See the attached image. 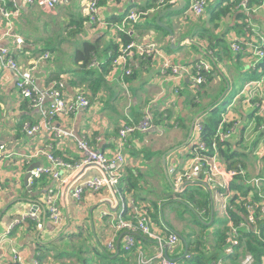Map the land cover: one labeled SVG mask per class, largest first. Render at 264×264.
Listing matches in <instances>:
<instances>
[{"label": "crops", "instance_id": "crops-1", "mask_svg": "<svg viewBox=\"0 0 264 264\" xmlns=\"http://www.w3.org/2000/svg\"><path fill=\"white\" fill-rule=\"evenodd\" d=\"M89 1L80 0L78 6V0H64L52 12L37 5L19 4V14L11 21L13 35L22 40L20 45H16L14 37L4 35L6 21L0 17V46L10 50L21 68L30 67L44 53H49L48 60L41 61L34 70L33 77L39 89L61 81L65 98L71 99L81 93L90 103L87 109L52 121L53 127L70 131L72 138L56 139L45 129L29 136L23 127L38 123L40 112L18 96L15 75L0 67V146L5 147L0 156V264H15L16 257L23 264H34L38 245L57 242L65 248L60 241L61 236L76 234L82 228L89 229L94 240H98V246H105L114 237L110 217H118L122 213L123 217H127L133 205L145 208L154 231L162 236L168 231L174 232L180 237V226L178 233L163 218L166 204L173 201L174 204L190 207L187 196L193 194L196 200H200L204 193L206 205L202 212L197 210L202 217L199 221L200 234L192 231L186 237L182 236L183 243L176 245L173 256L170 257L167 252V256L177 264H188L182 261L187 252L186 244H198V254L206 255L204 247H210L209 252L215 248V232L224 228V221L228 219L223 210L224 188L219 178L212 186L195 180L184 183L177 190L173 188L175 177L191 166L192 149L199 141V135L193 131L190 134L193 123L205 119L204 113L208 109L219 108L230 101L223 112L228 120H238L239 127L236 135L217 148L216 161L224 169H228L229 164L230 169H240L247 181L264 179V132L258 130L264 118V61H258L247 46L264 45L263 0L252 5L247 0L248 11L239 7L243 0L232 7L229 5L235 0H208L200 17L187 14L191 0H184L182 10L164 14L166 9L177 6L179 0L174 4L165 0L169 4L164 7L160 0H101L100 24L97 25L87 21ZM227 8L229 10L225 15L220 14L216 18L217 13ZM131 11L140 13L139 20L128 31L131 41L154 43L161 53L156 58L130 56L126 67L117 66L111 59L124 45L121 41L123 33L115 32L111 25L120 24ZM59 22L67 27V33L57 27ZM73 31L76 35L72 34ZM61 35L76 36L83 41L82 44L93 45L95 50L87 63L74 59L72 47L65 43ZM233 42L241 45L239 52L232 51ZM52 52L57 55L50 62ZM163 56L170 58L174 64L186 67L188 72L179 80L162 74ZM199 60L211 65V74L202 86H193L190 65ZM125 69L130 70L129 75L125 74ZM120 87L125 89L123 93ZM117 95L125 96L119 98L115 106L111 102ZM146 112L151 115L152 128L147 132L130 134L122 142L118 137L122 125L138 123ZM160 113H164L161 120L156 117ZM81 138L107 157L114 156L118 151L124 155L125 163L115 191L107 188L98 192L84 191L79 199L73 198L72 192L77 184L99 176L94 168L78 172L62 171L63 182L49 177L48 184L42 187L40 184L34 187V182L30 181L27 186L24 184L23 179L30 165L48 164L46 156L42 153L36 155V152L51 153L64 162L75 163L81 158L77 149V141ZM225 155H232V158L227 161ZM130 179L131 182L135 180L136 187L129 190ZM233 181L243 184L244 192L229 188L231 195L244 194L254 198L264 194V186L256 189L240 179ZM153 187L164 195L157 202H149ZM183 189V194L175 195ZM49 191L61 211L60 225H54L44 212ZM200 192L201 195L197 196ZM228 203L227 209L231 207L230 199ZM205 208L210 213L205 212ZM32 211H38L41 229L34 227L30 219L15 223ZM10 226L11 231L5 235ZM238 234L239 230L236 236ZM229 235L227 232L226 243ZM115 245L116 253L109 259L118 258L116 264H137L135 254L138 251L145 259H150L158 251L155 241L139 234H136L135 246L129 251L124 250L121 235L116 237ZM72 256L55 261L46 256L41 264H80L79 259L83 257L90 258L91 264H112L101 254L99 261L92 249ZM234 257L214 264H241L242 257Z\"/></svg>", "mask_w": 264, "mask_h": 264}, {"label": "built area", "instance_id": "built-area-1", "mask_svg": "<svg viewBox=\"0 0 264 264\" xmlns=\"http://www.w3.org/2000/svg\"><path fill=\"white\" fill-rule=\"evenodd\" d=\"M140 1V0H134ZM176 0L169 1L170 4H174ZM101 0H90L87 3L86 18L87 21L93 25L100 24L98 19ZM208 0H191L187 14H192L196 17H200L204 14ZM64 0H0V17L6 21V28L4 35H10L14 37L16 45H20L22 40L13 35L12 17H17L19 14L20 5H37L45 10L52 12L60 4L62 5ZM264 4V0L262 1ZM160 4L163 1L160 0ZM239 7L248 11V1L243 0L239 3ZM140 18V13L135 11L129 12L120 24H113L111 28L118 33L128 35L131 25L135 24ZM249 51L255 56L258 61H264V45H252L247 44ZM231 49L234 52L241 50V45L233 42ZM161 51L154 43H141L135 41H129L124 44L118 52V55L113 60V63L117 66L126 67L127 60L130 56H137L140 58H156L160 55ZM49 53H44L28 68H21L15 60L14 56L7 47L0 46V67L12 72L15 75V87L18 92V96L27 101L31 108L37 109L40 112L41 118L35 125H25L23 127L24 132L31 136L38 133L41 129H45L50 133H53L56 139L72 138L70 131L63 128H56L52 126V121L56 118L65 119L72 116L78 110L87 109L90 106L86 97L78 93L73 98H65L63 89L64 84L61 81L52 83L51 86L45 89H39L36 86L35 79L33 77L34 70L41 61L47 60ZM192 68L191 82L193 86L203 85L206 81V74L211 71V65L206 61L199 60L195 64L190 65ZM188 69L184 66L174 64L170 58L163 56L161 73L169 76L171 79L179 80ZM125 74L129 75L130 70L125 69ZM264 80V77L263 79ZM251 83V84H256ZM153 126L151 121V115L146 112L141 121L138 123L124 124L118 131V137L123 142L125 138L136 132H147ZM239 127L238 120H228L225 112L221 114V120L217 126L214 134L213 141L210 146H207L199 137L198 143L193 147L191 159V166L178 174L174 179L173 188L179 189L184 183L188 181L202 180L204 185L212 186L216 178L222 181L223 192V210L226 212L228 201L230 199L229 182L235 178L240 179L246 185L260 189L264 186V179H254L247 181L243 179V173L240 169H224L216 161L215 151L218 144L227 142L232 136L236 135ZM202 124L200 121L195 122L193 126V132L197 135L200 134ZM258 130L264 132V118ZM5 147L0 146V156ZM77 149L81 154L80 160L75 163L64 162L60 158L53 156L51 153L36 152V155L41 153L46 156L48 160L47 165L34 168L30 172L28 181L33 182L38 180L41 176L45 175L56 181H61L62 171L78 172L81 170H87L94 168L99 172V176L81 181L75 186L72 192V196L75 199H79L84 191L98 192L101 187L112 189L115 191L119 183L120 170L124 166L125 157L118 151L114 156L107 157L100 150L92 147L90 143L81 138L77 141ZM64 180H62L63 182ZM184 186V185H183ZM178 192H181L178 191ZM176 192V193H178ZM262 202H258L249 197L244 201V207L246 210V222L248 226L252 227V230L257 234V228L255 227L257 217L264 219V194L259 196ZM228 200V201H227ZM45 203L47 207L44 209L48 219L56 225H60L62 216L56 199L51 191L46 196ZM125 207V204H122ZM125 210V209H124ZM124 212V211H123ZM123 214V213H122ZM122 214H118V217H110L109 224L114 230V237L108 241L105 245L109 253L116 252L115 239L119 235L123 239L124 250H131L136 244V234L142 235L148 239L155 241L158 248L157 253L150 259H145L142 252L138 251L136 256L137 264H148L153 262L154 264H177L175 261L167 256L168 251H172L179 243V237L174 232H169L162 236L157 233L150 226L148 221V213L143 207L133 208L127 213V217H123ZM107 215V214H104ZM30 219L35 222L36 228H42L41 217L38 211H32L24 215L20 220L15 221L16 224ZM246 225V224H245ZM247 226V225H246ZM239 228V227H238ZM12 227H8V235ZM229 237L227 238V246L225 249L226 254H232L234 247L237 246L236 227L229 225ZM15 264H23L18 257L15 258ZM34 264H38L34 261ZM242 264H253V258L251 255L245 256Z\"/></svg>", "mask_w": 264, "mask_h": 264}, {"label": "trees", "instance_id": "trees-1", "mask_svg": "<svg viewBox=\"0 0 264 264\" xmlns=\"http://www.w3.org/2000/svg\"><path fill=\"white\" fill-rule=\"evenodd\" d=\"M241 0H235L233 1L229 7L235 6L236 4H238ZM262 0H249L250 5L254 4V3H260ZM166 4H169L168 2H166L165 0H163V7L166 6ZM229 9L227 8L225 11H222L221 13H217L215 16L216 18L220 15L223 14L225 15L226 12ZM155 27L157 28V25H155ZM123 40H121L124 44H126L127 42L131 41V37L127 36V35H122ZM94 47L92 44L90 43H84L82 45V48L80 50H77L75 55H74V59H81L82 61H84L85 63L88 62L89 58L91 57V55L94 53ZM116 50V49H115ZM118 55V53L116 55H114V57L111 59L114 60L116 58V56ZM211 74V71L209 73L206 74V78L207 80L209 79ZM201 86V85H200ZM230 102V101H229ZM227 102V103H229ZM227 103H224L223 105L225 106ZM223 110V109H222ZM219 111V108H217V106L212 107L211 109H208L204 115L206 116L205 119H201L199 120L200 123L202 124V129L201 132L199 134L200 139L207 145L210 146L211 142L213 141L214 138V134L215 131L217 129V126L220 122V113L222 112ZM224 111V110H223ZM218 113V118H215L214 114ZM223 113V112H222ZM163 114L164 113H160L158 114L156 117L161 120L163 119ZM154 120V118H153ZM220 145L222 144H218L217 148L220 147ZM225 160L229 161L232 158V155L230 156H224ZM231 165H228V169H230ZM48 176H41L40 180H35L33 181L34 183V187L37 186V184H40V187L42 186H46L48 184ZM120 182V180H119ZM119 184V183H118ZM135 188L136 187V182L135 180H133L131 182V179L129 180V190L131 188ZM229 188L230 190H240V192L243 191L244 185L241 183H236V181L231 180L229 182ZM185 192V189H183L180 193H178V195L183 194ZM244 192V191H243ZM186 194V193H185ZM184 194V195H185ZM201 194V192H200ZM202 199L200 200H196L195 196L193 194H189L187 196L188 201H190L189 203H192V207L190 206L188 209L190 212H193L195 214V212L200 209L202 212V209L204 208L203 206L206 205V195L203 193L202 196H200ZM248 199V197H246L244 194H233L230 196V205L231 207H229L228 209L226 208V214H227V220L225 219L224 224L225 227L221 228L219 230H217L215 232V243L216 246H214L215 248L212 249L211 252H209V248L208 246L204 247V252L207 253L206 255L204 253H202L201 255L198 254L199 252V245H191V244H186L187 246V252L183 255L182 261L187 262L188 264H214L217 261L223 263V260H225L226 258H230L231 256H235L234 258L238 259L240 256L242 257V255L244 256L246 253H250L254 259V263L253 264H262V260L264 259V219L257 217L256 219V223H255V227L257 228V234L252 230L251 226H248L247 222H246V210L244 207V201ZM255 201L258 202H262V199L259 198V196H255L254 198H252ZM235 202L237 204H235ZM229 204V203H228ZM195 210V212H194ZM205 212L210 213L208 208H205ZM198 221H202L201 220V214L199 216H196ZM32 221V220H30ZM34 222V221H33ZM231 222L232 225L237 226L240 223H243L246 228H238L239 229V236H238V245L234 247L233 253L232 254H226L224 251V248L226 246V235L227 232L229 231L228 228V223ZM34 227H36L35 222L33 223ZM204 227V226H203ZM31 228H33V226H31ZM80 231H82V233L84 232L83 229H80L78 231V233L73 234V235H69L68 233L65 234H61V238L60 241H63L65 248L60 246L57 242L54 243H48L46 245L40 244L38 245V250H37V256H36V260L38 262V264H41V261L46 257V256H50L52 257V260L55 261V259H64V258H70V257H74L72 255H79V254H84L85 252H88L87 250H94L97 253V256L99 257V261H100V254L103 255L105 258H107L108 260H110V256L114 255L115 253H109L108 250L106 249L105 246L102 245H97L96 241H98L96 239V241L94 240L92 242V237L94 239V236H92L89 232V230L86 232L85 236H81ZM76 237L78 239L83 237L82 242L85 243L84 246H82V242L79 241H75L73 238ZM90 238V239H89ZM85 240L87 242H85ZM92 242V245L90 246L89 243ZM179 244V243H178ZM87 246V247H86ZM86 248V249H85ZM102 252V253H100ZM50 253H52L53 255H50ZM69 255V256H68ZM118 258L115 257V259L110 260L112 264H116ZM80 264H91V259L90 258H80L79 259ZM57 264V263H56ZM63 264V263H61Z\"/></svg>", "mask_w": 264, "mask_h": 264}, {"label": "rangeland", "instance_id": "rangeland-1", "mask_svg": "<svg viewBox=\"0 0 264 264\" xmlns=\"http://www.w3.org/2000/svg\"><path fill=\"white\" fill-rule=\"evenodd\" d=\"M79 1V3H78V6L80 5V0H78ZM82 5V4H81ZM56 25H57V27L59 26L60 27V29H61V31H63V32H65V33H67L68 32V30H67V27H65V26H62V22H59V23H56ZM72 34H74V35H76V31H73V33ZM63 38H64V41H65V43L66 44H68V45H70L72 48H71V50H73V56L75 55V53H76V51L77 50H80L81 49V47H82V42L83 41H80V38L79 37H76V36H74V37H69V36H67V35H61ZM56 53H54V52H52L51 53V58L49 59L50 60V62H52V61H54L55 59H56ZM75 58V57H74ZM48 60V59H47ZM47 60H44L43 62H45V61H47ZM121 88V87H120ZM122 89V88H121ZM118 91V90H117ZM125 91V89H122V91H121V93H123ZM125 95H117V97H115V98H112V102H111V104H113V105H115V106H117V103H116V101H118L119 100V98H121V97H124ZM115 100V101H114ZM103 101H106L105 99L103 100ZM108 103V102H107ZM97 104H92V106H96ZM200 108H198V109H195L196 110V112L199 110ZM224 110V105H222L221 107H219V111H221V110ZM223 110H222V112H223ZM104 112H107V110H104ZM195 112V113H196ZM221 112V113H222ZM220 113V114H221ZM218 113H215L214 114V116H215V118H218ZM23 173L24 172H22V175H23ZM41 178V177H40ZM39 178V179H40ZM104 187H101L100 188V191L103 189ZM150 192H152V195H150V199H149V202H157L158 200H160V199H162L163 197H164V195H163V193H161V191L157 188V187H153L152 188V190L150 191ZM175 193V192H174ZM175 195L177 196L178 194L177 193H175ZM201 194H197V196H200ZM170 204H172V205H174L175 207H173V206H171ZM190 204V206L192 207V203H188V205ZM167 206H166V208H165V212H164V220L166 221V224H168L169 225V227L170 228H172L173 230H176V231H178V233H179V231L181 230V232L179 233V235H180V237H179V239H180V242L181 243H183V238H182V236H184V237H186L189 233H191L192 231L193 232H195L197 235H199L200 234V231H199V225H200V222L197 220V218H196V216H199V211H194L195 212V214L193 213V212H190V211H188V209H187V207L186 206H184L183 204H178V203H176V204H174L173 203V201H172V203H168V204H166ZM187 205V206H188ZM189 207V206H188ZM53 223V222H52ZM54 224V223H53ZM55 225V224H54ZM239 225H241V229L242 228H246V226L243 224V223H240ZM179 226H180V230H179ZM233 227H236V232H237V230H239L238 229V225L237 226H234L233 225ZM83 230H84V232L82 233V231H80V233H81V236L83 235V236H85V234H86V232L89 230V229H87V228H82ZM247 229V228H246ZM238 236H239V234H238ZM238 236H234V239H238ZM75 241H79V242H82V240H83V237L82 238H80V239H78V238H76V237H74L73 238ZM90 239V238H89ZM92 240H94L93 239V237H92ZM85 242H87L86 240H85ZM83 244H82V246H84L85 245V243L84 242H82ZM237 245H238V240H237ZM226 246H227V243H226ZM226 246H225V248H224V251H225V249H226ZM87 247V246H86ZM86 249V248H85ZM177 249V248H176ZM176 249H174L173 251H168V254H169V256L171 257V256H173V253H174V251L176 250ZM88 251V250H87ZM233 253V252H232ZM247 255H251L250 253H246L244 256L242 255V259H241V264H242V262H243V260H244V258H245V256H247ZM252 256V255H251ZM253 258V257H252ZM253 263H254V259H253Z\"/></svg>", "mask_w": 264, "mask_h": 264}, {"label": "water", "instance_id": "water-1", "mask_svg": "<svg viewBox=\"0 0 264 264\" xmlns=\"http://www.w3.org/2000/svg\"><path fill=\"white\" fill-rule=\"evenodd\" d=\"M184 6H185V1L184 0H179V4L177 5V6H174V7H171V8H168V9H166L165 11H163V13L162 14H164V13H166V12H173V11H179V10H182L183 8H184ZM197 121V120H196ZM193 125H194V123H193ZM193 125L191 126V128H190V134H191V132H192V128H193ZM40 165H38V164H33V165H30L28 168H27V171H26V175H25V177H24V179H23V182H24V184L27 186V184H28V178L30 177V172H31V170L32 169H34V168H37V167H39ZM35 208H39V206H34Z\"/></svg>", "mask_w": 264, "mask_h": 264}, {"label": "clouds", "instance_id": "clouds-1", "mask_svg": "<svg viewBox=\"0 0 264 264\" xmlns=\"http://www.w3.org/2000/svg\"><path fill=\"white\" fill-rule=\"evenodd\" d=\"M202 86V85H201ZM222 114V113H221ZM220 120H221V115H220ZM199 121V120H198ZM196 122V121H195ZM195 122H194V124H195ZM194 126V125H193ZM192 131H193V128H192ZM47 215V214H46ZM47 218H48V216H47ZM180 240V239H179ZM180 242V241H179ZM38 263V262H37Z\"/></svg>", "mask_w": 264, "mask_h": 264}]
</instances>
